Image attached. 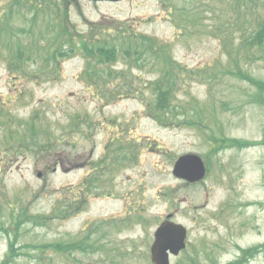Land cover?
<instances>
[{
  "label": "rangeland",
  "instance_id": "obj_1",
  "mask_svg": "<svg viewBox=\"0 0 264 264\" xmlns=\"http://www.w3.org/2000/svg\"><path fill=\"white\" fill-rule=\"evenodd\" d=\"M12 1L0 0V25H12L14 41L27 45L29 37L16 34L25 18L11 12ZM262 1H249L252 8L238 0H181V9H188L186 28L177 30L160 0H66L76 42L82 33L89 42L119 46L117 61L89 58L101 70L100 82L86 79L88 58L81 51L59 58L50 77H39L42 58L61 44L44 39L47 51L35 49L31 59L37 60L23 62L28 73L11 72L2 48L0 263L12 245L15 254L6 264H153L155 229L175 213L188 228L189 244L172 264H264V92L237 75L242 71L264 81V52L243 44L246 33L264 22ZM92 24L99 29L95 38ZM38 25L42 31L46 22L40 19ZM117 25L167 44L169 56L183 65L186 74L178 67L181 74L166 77V86L178 82L177 114L165 111L167 125L149 110L157 100L154 80L164 74L162 61L145 54L137 68L132 58H123ZM214 134L250 146L226 149L214 145ZM185 153L200 154L210 169L192 185L172 172ZM104 184L116 195L99 197ZM82 195L86 205L70 211L68 204ZM123 197L134 216L141 214L142 224L105 230L108 237L98 239L95 251L84 244L65 252L48 247L90 234L97 239L99 226L111 218L120 223Z\"/></svg>",
  "mask_w": 264,
  "mask_h": 264
},
{
  "label": "trees",
  "instance_id": "obj_2",
  "mask_svg": "<svg viewBox=\"0 0 264 264\" xmlns=\"http://www.w3.org/2000/svg\"><path fill=\"white\" fill-rule=\"evenodd\" d=\"M181 0H160V2L163 4V6L165 7V9L169 12V16H171L170 18H172V20L174 22L177 23V26L180 27L179 22L183 21L184 19H186L187 17L185 16V12L188 11V9L186 7H184V9H181L179 2ZM193 1V0H192ZM239 3L242 2V6L244 5H249L253 8V3L250 5L248 2L252 1L255 2V0H238ZM262 5L264 6V0L262 1ZM236 7V5L234 6ZM193 8V7H191ZM187 9V10H186ZM236 11H242V7H239V9H235ZM62 23V21H61ZM67 23V22H66ZM114 23V22H113ZM28 23L25 22L24 25H27ZM70 24H68L69 26ZM62 26V24H61ZM68 26H63L64 27V31L65 33L69 32L70 33V29ZM114 28V27H111ZM110 28V29H111ZM118 34H120V42L122 43V45L124 46V44L128 43L130 46H128L127 48L124 46V51L126 55H131V54H143L146 51H150L154 56L158 57L160 60H162V62L164 63L163 66H173L174 62L173 60L170 58L169 54H168V50L167 48H163V44L161 41L157 40V42H155L154 38L149 37V36H144L142 35L140 38L142 39V43H138L136 41V39L134 38L133 35H127L128 31H130L132 28L130 26H125V25H120V26H116ZM116 28H114L116 30ZM257 29L250 32V33H246L244 40H243V44L247 47V48H256L258 51L260 52H264V22L260 23L258 25V27H256ZM11 30L12 31V27L8 28V31ZM17 31H20L19 33H24L27 30L26 29H17ZM64 33V34H65ZM91 33H92V38H95L99 35V29L97 25L92 24L91 25ZM71 36V39L73 40V34L72 32L69 34ZM127 39H124V38ZM79 40L81 41L82 45H83V49H84V53L87 55L88 58H92L94 56H97L99 58V61L101 63H108L110 60H115L117 58V54H118V49H117V45L115 43H112L111 45H108V43H105V45L100 44L99 40H95L93 42H89L87 41V36L85 34H79ZM14 44V43H13ZM71 44H73L74 46H78V44L76 42H71ZM143 47V50H140V48ZM18 49V52L21 53L22 52H26V48L23 44L19 43V46L17 45L16 47ZM34 51V49L31 47L30 48V54ZM45 59L42 58V60L45 61H41L43 62V66L42 69L44 71V68H48L49 70L53 69L56 67V60L53 59L52 57L49 58L48 56L44 57ZM179 67V66H178ZM180 68V67H179ZM47 72L44 71V75H46ZM237 75L242 76L244 79L248 80V81H252L254 83H256L258 86L261 87V90H264V84L263 82H260L254 78H250L247 75L243 76V72L240 71ZM91 77H93V75L91 74ZM157 92H158V99L157 102L155 104V107L157 109H160V111L164 110L165 108L169 107L170 104V99H169V95L171 93L170 89H166L163 84L161 83V80L157 82ZM222 137V136H221ZM215 142H221L223 144H226L228 142H230L231 144L234 143L235 145H239L240 142L234 140L232 142V140L228 139V138H216ZM2 173L0 170V176L2 175ZM2 264H6V262H3Z\"/></svg>",
  "mask_w": 264,
  "mask_h": 264
},
{
  "label": "water",
  "instance_id": "obj_3",
  "mask_svg": "<svg viewBox=\"0 0 264 264\" xmlns=\"http://www.w3.org/2000/svg\"><path fill=\"white\" fill-rule=\"evenodd\" d=\"M203 162L197 155L188 154L180 157L175 165V174L190 179H198L204 175ZM186 229L179 224L165 222L156 233V241L152 246V259L155 264H169L168 249L173 253L185 246Z\"/></svg>",
  "mask_w": 264,
  "mask_h": 264
}]
</instances>
